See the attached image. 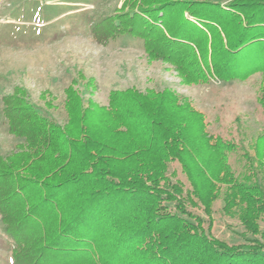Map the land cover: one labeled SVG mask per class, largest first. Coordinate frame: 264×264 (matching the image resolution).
<instances>
[{"label": "trees", "instance_id": "16d2710c", "mask_svg": "<svg viewBox=\"0 0 264 264\" xmlns=\"http://www.w3.org/2000/svg\"><path fill=\"white\" fill-rule=\"evenodd\" d=\"M92 27L102 44L139 39L185 84L260 73L264 115V0H122ZM77 82L47 104L62 123L20 86L1 96L7 132L19 140L0 154L10 264H264V132L252 155L209 133L203 114L170 89H111L100 105ZM235 152L239 170L228 161ZM217 197L239 221L236 241L211 232Z\"/></svg>", "mask_w": 264, "mask_h": 264}, {"label": "rangeland", "instance_id": "374dc122", "mask_svg": "<svg viewBox=\"0 0 264 264\" xmlns=\"http://www.w3.org/2000/svg\"><path fill=\"white\" fill-rule=\"evenodd\" d=\"M121 1L0 0V154L10 153L19 141L7 132L1 96L20 86L39 109L62 123V111L51 110L47 104H60L63 89L75 77L83 98L100 105H107L111 89H170L203 114L209 133L233 140L253 155L251 144L264 132V115L257 101L261 74L185 84L172 65L149 60L139 39L125 34L98 42L92 25L113 13ZM237 157L236 152L230 153L228 161L239 170ZM179 168L177 175L186 182ZM221 206L217 197L211 232L236 241L239 221L223 213ZM187 208L206 217L201 205ZM10 244L0 222V264H10Z\"/></svg>", "mask_w": 264, "mask_h": 264}, {"label": "crops", "instance_id": "0c3cea01", "mask_svg": "<svg viewBox=\"0 0 264 264\" xmlns=\"http://www.w3.org/2000/svg\"><path fill=\"white\" fill-rule=\"evenodd\" d=\"M72 3V2H71ZM74 3V2H73Z\"/></svg>", "mask_w": 264, "mask_h": 264}]
</instances>
